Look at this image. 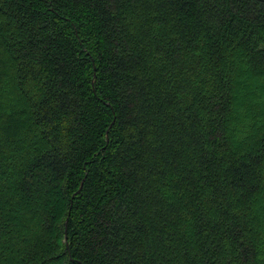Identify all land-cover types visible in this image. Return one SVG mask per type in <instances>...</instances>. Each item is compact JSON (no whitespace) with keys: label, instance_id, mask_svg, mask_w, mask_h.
<instances>
[{"label":"trees","instance_id":"trees-1","mask_svg":"<svg viewBox=\"0 0 264 264\" xmlns=\"http://www.w3.org/2000/svg\"><path fill=\"white\" fill-rule=\"evenodd\" d=\"M0 264H264V0H0Z\"/></svg>","mask_w":264,"mask_h":264},{"label":"water","instance_id":"water-1","mask_svg":"<svg viewBox=\"0 0 264 264\" xmlns=\"http://www.w3.org/2000/svg\"><path fill=\"white\" fill-rule=\"evenodd\" d=\"M78 192H79V190H78ZM69 212V211H68Z\"/></svg>","mask_w":264,"mask_h":264}]
</instances>
